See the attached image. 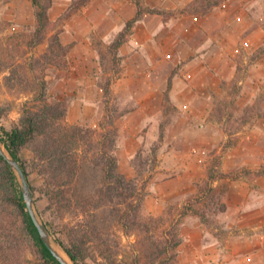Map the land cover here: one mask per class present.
I'll use <instances>...</instances> for the list:
<instances>
[{"label": "rangeland", "instance_id": "rangeland-1", "mask_svg": "<svg viewBox=\"0 0 264 264\" xmlns=\"http://www.w3.org/2000/svg\"><path fill=\"white\" fill-rule=\"evenodd\" d=\"M139 1L156 9L140 17L152 30L150 45L144 47L145 38L135 33L136 22L123 49L119 48L117 62L108 45L130 18L104 38L93 31L88 34L92 50L86 40L87 25L92 20L98 25L124 19L131 4L136 14L133 0H87L76 10L69 8L73 0H52L51 27L60 32L67 52L60 51L54 63L45 67L49 99H65L70 107L76 97H92L104 114L118 116L116 126L122 116L143 105L141 111L150 112L151 119L138 131L139 147L149 154L150 146L159 142L155 167L147 160L146 170L137 176L145 184V211L159 214V203L162 211L168 205L181 210L191 200L205 214V223L192 211L179 217L183 240L177 263L264 264V0ZM34 25L30 0H0V36L27 39ZM47 47V40L27 47L28 55L38 57ZM125 74L143 81L125 88L115 84ZM89 76L94 79L93 89ZM106 78L111 92L103 97L99 84ZM4 86L0 76V108L7 107L0 126L9 129L18 120L25 98ZM149 92L152 99L139 101ZM104 114L86 121L96 122L91 125L99 128ZM138 116L136 110L132 121ZM162 150L166 159L169 150L177 155L164 167ZM133 154L118 168L124 175L131 169L128 178L136 175L128 163ZM30 155L23 151L24 157ZM193 160L203 168L204 175L197 180L185 175L193 171L188 162ZM209 168L234 177L209 180ZM157 172L167 180L164 188L156 189L157 180L152 181ZM30 179L34 185L41 182L40 177ZM163 195L166 199L160 202ZM133 239L124 236L122 243Z\"/></svg>", "mask_w": 264, "mask_h": 264}, {"label": "trees", "instance_id": "trees-1", "mask_svg": "<svg viewBox=\"0 0 264 264\" xmlns=\"http://www.w3.org/2000/svg\"><path fill=\"white\" fill-rule=\"evenodd\" d=\"M30 1L35 25L27 39L0 36L3 85L25 98L20 103L18 120L9 129L0 126V138L23 169L45 224L79 264H178L177 249L183 240L179 217L192 211L205 223V214H200L191 200L181 210L168 205L157 215L146 212L145 184L137 176L146 170L147 160L155 167L159 142L150 146L149 154L143 146L134 152L128 163L136 175L128 178L118 169V116L106 112L99 128L70 123L69 101L49 99L45 67L54 63L60 51L64 55L67 47L61 42L60 32L51 27L52 0ZM133 1L136 14L108 45L117 62L119 48L134 24L143 13L156 11L139 0ZM86 2L73 0L69 8L76 10ZM45 40L46 52L38 57L28 55L27 47L31 49ZM110 83L106 78L103 85L99 84L103 97L110 94ZM165 99L168 100L167 94ZM5 109L1 106L0 119ZM24 150L31 155L24 157ZM212 169L208 170L209 180L234 177L233 173ZM31 176L40 177V184L34 185ZM124 236L134 239L124 245ZM0 264H61L41 239L17 177L1 154Z\"/></svg>", "mask_w": 264, "mask_h": 264}, {"label": "crops", "instance_id": "crops-1", "mask_svg": "<svg viewBox=\"0 0 264 264\" xmlns=\"http://www.w3.org/2000/svg\"><path fill=\"white\" fill-rule=\"evenodd\" d=\"M129 8H130L129 15L128 16L125 15L124 19L119 18V20L116 19L114 21H113V19H108L107 22H102L103 24H98V25L95 22V20H92V22L87 25L88 32L86 33V40H87L88 47L91 48V45H90V42L88 39V34H90L93 31V33L101 35V37H103V38L108 36V34L112 33L114 30L119 29L121 27V25L123 24V21L134 16V14H135L134 5L131 4L129 6ZM135 33L137 35H139L140 37L145 38L144 42H143V43H145L144 47H146V45H150L148 39H150V37H152V30L149 28L148 21L145 17L143 19H139L137 21V24L135 25ZM123 47H124V45L121 46V49H123ZM91 50H92V48H91ZM88 79L90 81L89 86L92 87V89H93L94 79L92 78V76H89ZM136 79L137 78H135V76H132V75L129 76V74H125V76H123V77L120 76L119 78H117V82L115 84L118 85V83H119L120 86H123V88H125L131 84H133L135 86L140 85V82L143 81L140 79H138V80H136ZM147 83L150 85L152 82H151V80H149V81H147ZM111 87H113V90H114L115 86L112 85ZM150 94H151V92L145 94L144 96L139 98V101H141V99H152V96H149ZM81 95H84V94H81ZM98 96H99V94H98ZM85 98L76 97L71 102V105L68 109V114H67V120L70 123L86 124L87 119L93 118L96 120V118L98 119L99 116H102L104 114V109L101 108V105L98 101L92 100V97L88 100H86ZM157 99H159V97ZM153 107H154L153 111L156 112V105H154ZM184 107H186V106H184ZM136 110H137V112H139V114H141V117L138 116L137 120L136 121L133 120V121H135V122H133L131 118L133 117V113L136 112ZM136 110L133 112H130L128 114H125L124 116H122V118L120 119L119 122L117 121L118 134H119L118 148H117L118 168L119 169H120L121 165H123V164L125 165L127 158L131 154H133L134 151H136L137 148L139 147V145H140L139 140L141 137H140L138 131L140 130V128L142 126H145L147 124L148 120L150 121V119H151L150 118L151 116L149 114L150 112H142L141 111V110L145 111V108L143 105L140 107H137ZM73 113H75L74 118H70L71 114H73ZM93 123L95 126L96 122H93ZM93 123H87L86 125H91ZM161 152H162V154H161V158H160L161 159L160 163L163 167H164L166 162L170 163L169 160L174 159V156H177V155L173 154L172 150H169L168 151L169 157L166 159V155H163L164 150H162ZM181 157H184V156H181ZM188 162L193 167V171H188L185 174L188 176L189 179L197 180L198 176L200 177V176L204 175L203 168L200 166L198 161L196 162L193 160V161H188ZM124 172L127 176L133 175V171L131 169H126V171H124ZM154 180H157L155 182L156 189L164 188L165 186L162 184H165V185L167 184L166 178H163L162 176H160V172H157L155 174L152 181H154ZM169 183H171V182H169ZM158 194L160 195L161 193H158ZM163 197L164 198H158L160 202H162L166 199V195H163ZM162 208H163L162 203L157 204L156 213L161 212Z\"/></svg>", "mask_w": 264, "mask_h": 264}, {"label": "water", "instance_id": "water-1", "mask_svg": "<svg viewBox=\"0 0 264 264\" xmlns=\"http://www.w3.org/2000/svg\"><path fill=\"white\" fill-rule=\"evenodd\" d=\"M0 154L9 163L17 177L28 213L45 245L61 264H79L73 260V258L68 254L65 248L55 239V237L49 231L44 219L41 216L40 211L37 208L23 169L21 168L14 155L7 149L1 138Z\"/></svg>", "mask_w": 264, "mask_h": 264}]
</instances>
